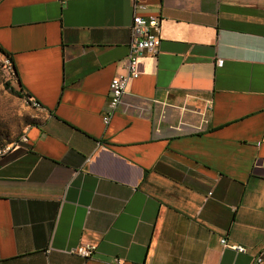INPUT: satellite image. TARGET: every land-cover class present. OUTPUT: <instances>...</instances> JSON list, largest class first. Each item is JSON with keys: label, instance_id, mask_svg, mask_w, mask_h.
I'll use <instances>...</instances> for the list:
<instances>
[{"label": "crops", "instance_id": "0c3cea01", "mask_svg": "<svg viewBox=\"0 0 264 264\" xmlns=\"http://www.w3.org/2000/svg\"><path fill=\"white\" fill-rule=\"evenodd\" d=\"M143 2L158 53L139 57L104 125L129 1L0 0V46L41 105L0 160V264H251L264 251V0ZM79 244L96 246L90 259L68 253Z\"/></svg>", "mask_w": 264, "mask_h": 264}, {"label": "built area", "instance_id": "2783aa9c", "mask_svg": "<svg viewBox=\"0 0 264 264\" xmlns=\"http://www.w3.org/2000/svg\"><path fill=\"white\" fill-rule=\"evenodd\" d=\"M132 6L133 10V20L130 32L129 50L126 56L124 67L126 74L124 76H115L111 79L109 83V102L106 114L103 116L102 120L104 125H107L110 116L116 112L120 104L122 103L123 96L126 91V86L128 81L136 79L139 76L137 71L138 59L142 54H148L151 56H156L158 53L160 45V18L158 16H148L142 17L136 15V11L144 8V0H128ZM223 60L218 58L216 60V66L221 67ZM30 105L41 107V105L35 101L31 100ZM204 119H206L205 111H200ZM27 142V138L24 136L15 145L4 146L0 152V160L7 154L13 152L19 148L22 144ZM221 244L226 246L225 240L222 239ZM238 252H244L241 247H232ZM96 251V246L92 244H79L71 248L68 253L71 255L78 256L84 260L90 259ZM264 251L260 252L254 257L251 264H263ZM101 264H135V263H125L123 259L115 258L112 262H102Z\"/></svg>", "mask_w": 264, "mask_h": 264}, {"label": "rangeland", "instance_id": "374dc122", "mask_svg": "<svg viewBox=\"0 0 264 264\" xmlns=\"http://www.w3.org/2000/svg\"><path fill=\"white\" fill-rule=\"evenodd\" d=\"M11 89L18 90L15 76L10 63L0 55V149L18 143L37 116V108L14 95Z\"/></svg>", "mask_w": 264, "mask_h": 264}, {"label": "trees", "instance_id": "16d2710c", "mask_svg": "<svg viewBox=\"0 0 264 264\" xmlns=\"http://www.w3.org/2000/svg\"><path fill=\"white\" fill-rule=\"evenodd\" d=\"M0 55L3 56L10 63V67H11L12 73L15 76V80H16V83H17L18 90L14 91V90L11 89V92L14 93V95H16L17 97H19L21 99H24L28 104H30L31 103V98H30V96L27 93H25L23 91V86L21 85V82L19 80V76H18L16 67H15V65L13 63L11 55L7 51H5L1 46H0ZM8 85L9 84L6 83V86H8Z\"/></svg>", "mask_w": 264, "mask_h": 264}, {"label": "bare ground", "instance_id": "6f19581e", "mask_svg": "<svg viewBox=\"0 0 264 264\" xmlns=\"http://www.w3.org/2000/svg\"><path fill=\"white\" fill-rule=\"evenodd\" d=\"M33 107H35V108H37V109L41 108V107H38V106H33ZM20 138H21V137H20ZM15 144H17V143H13V144H11V145H15ZM7 145H8V144H7ZM11 145H10V146H11ZM1 150H2V149H0V152H1Z\"/></svg>", "mask_w": 264, "mask_h": 264}]
</instances>
